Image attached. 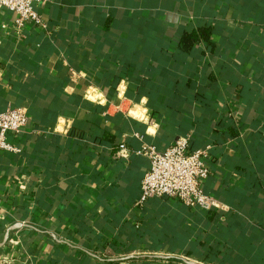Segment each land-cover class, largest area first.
Listing matches in <instances>:
<instances>
[{"label": "crops", "instance_id": "0c3cea01", "mask_svg": "<svg viewBox=\"0 0 264 264\" xmlns=\"http://www.w3.org/2000/svg\"><path fill=\"white\" fill-rule=\"evenodd\" d=\"M39 13L46 29H18L0 10V112L27 114L8 134L20 151L0 150V242L20 223L0 258L264 264V0H49ZM203 25L209 41L183 51L181 32ZM180 136L210 146L218 209L137 204L142 144Z\"/></svg>", "mask_w": 264, "mask_h": 264}, {"label": "built area", "instance_id": "2783aa9c", "mask_svg": "<svg viewBox=\"0 0 264 264\" xmlns=\"http://www.w3.org/2000/svg\"><path fill=\"white\" fill-rule=\"evenodd\" d=\"M49 0H0V10L15 14L16 27L33 22L42 29L46 21L39 13V7ZM27 123L26 111L19 107H8L0 112V150L19 152L20 148L8 140L9 133L19 132ZM142 139V135H137ZM209 145L189 149V137L180 136L165 150L159 151L154 145L142 144L139 152L148 160V166L140 180L138 205L150 198L170 197L184 206L198 210H212L220 207L219 201L205 191L204 184L210 175L206 161ZM126 147L119 145V153L125 155ZM27 257V256H26ZM13 258L2 257L0 264H12Z\"/></svg>", "mask_w": 264, "mask_h": 264}, {"label": "trees", "instance_id": "16d2710c", "mask_svg": "<svg viewBox=\"0 0 264 264\" xmlns=\"http://www.w3.org/2000/svg\"><path fill=\"white\" fill-rule=\"evenodd\" d=\"M212 33V28L207 25L199 26L194 29H189V30H184L181 32V35L178 38V43L181 47V49L185 52H189L193 45L199 41H204L207 42L209 41L210 35ZM219 213H213L212 215L210 214L211 219H217ZM197 250L195 252L196 258L203 259V256L208 259L210 257V251L207 253L204 251L206 249L205 242H198L197 243ZM209 250V248H207ZM187 254H191L190 249L186 250ZM206 253V255H204Z\"/></svg>", "mask_w": 264, "mask_h": 264}, {"label": "water", "instance_id": "95a60500", "mask_svg": "<svg viewBox=\"0 0 264 264\" xmlns=\"http://www.w3.org/2000/svg\"><path fill=\"white\" fill-rule=\"evenodd\" d=\"M19 226H20V223H15V224H13L12 226L8 227L7 230L5 231V234H4V236H3L2 241L0 242V245H4L5 242H6L7 239H8L9 232H10L11 230H13V229L19 227ZM182 260H183L186 264H198L197 262L192 261V260H186V259H184V258H182Z\"/></svg>", "mask_w": 264, "mask_h": 264}]
</instances>
